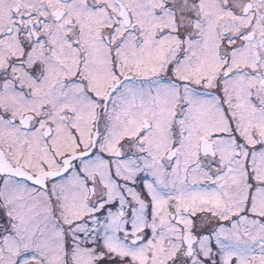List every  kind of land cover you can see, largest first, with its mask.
I'll return each instance as SVG.
<instances>
[{"label":"snow or ice","instance_id":"1","mask_svg":"<svg viewBox=\"0 0 264 264\" xmlns=\"http://www.w3.org/2000/svg\"><path fill=\"white\" fill-rule=\"evenodd\" d=\"M0 264H264V0H0Z\"/></svg>","mask_w":264,"mask_h":264}]
</instances>
